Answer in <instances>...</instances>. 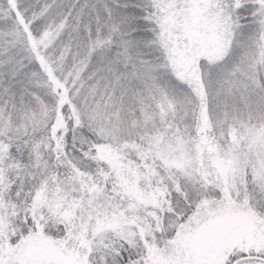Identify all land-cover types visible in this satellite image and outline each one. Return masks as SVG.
Listing matches in <instances>:
<instances>
[{
    "label": "snow or ice",
    "instance_id": "1",
    "mask_svg": "<svg viewBox=\"0 0 264 264\" xmlns=\"http://www.w3.org/2000/svg\"><path fill=\"white\" fill-rule=\"evenodd\" d=\"M0 264H264V0H0Z\"/></svg>",
    "mask_w": 264,
    "mask_h": 264
}]
</instances>
